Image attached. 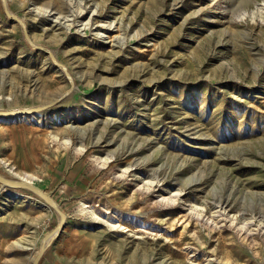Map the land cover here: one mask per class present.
I'll use <instances>...</instances> for the list:
<instances>
[{"label":"rangeland","instance_id":"rangeland-1","mask_svg":"<svg viewBox=\"0 0 264 264\" xmlns=\"http://www.w3.org/2000/svg\"><path fill=\"white\" fill-rule=\"evenodd\" d=\"M7 7L72 81L0 3V109L69 90L0 119V168L67 213L70 254L39 264H264V0ZM48 204L0 184V264H30Z\"/></svg>","mask_w":264,"mask_h":264},{"label":"water","instance_id":"water-1","mask_svg":"<svg viewBox=\"0 0 264 264\" xmlns=\"http://www.w3.org/2000/svg\"><path fill=\"white\" fill-rule=\"evenodd\" d=\"M0 3L3 7V11H4L5 15L11 19L16 20L21 25L23 34H24L27 42L32 47L45 52L47 54V56L50 58V60L52 61V63L63 72V74L65 75L67 80L70 82V84H72L71 73L69 72V70L67 69L65 64L63 62L59 61L57 59V57L55 56V54L50 49L45 48L43 45L38 44L31 39L29 32L27 31L26 24H24L23 19L21 17H19L17 14L9 11V9L7 7V0H0ZM68 92H69V90H66L65 92L59 94L58 96H56L52 100H49V101L42 103V104L32 105V106H27V107H19V108L0 109V117L8 119L10 117H13L17 113L44 111L47 108L55 105L62 98H64ZM0 175L5 176L6 178H8L9 180L12 181V183H4V182L0 181V184H4L5 186L12 187V188H22V189H25V190L33 193V194H36V195L48 200L49 202H51V204L53 205L55 210L59 213V219L57 220V222L55 223L53 228L45 234V236L42 240L41 246L39 247V249L37 250V252L35 253V255L31 259L30 264H37L38 261L43 256L45 250L48 248V246L52 243V241L59 235V233L63 229L65 222H66V219H67V213L65 212V210L62 208L60 203L57 201V199L53 195H51L48 192L40 189L35 184L30 183L25 179L19 178L15 174H13L11 172H7V171L3 170L2 168H0ZM53 231H55V232H53Z\"/></svg>","mask_w":264,"mask_h":264},{"label":"crops","instance_id":"crops-1","mask_svg":"<svg viewBox=\"0 0 264 264\" xmlns=\"http://www.w3.org/2000/svg\"><path fill=\"white\" fill-rule=\"evenodd\" d=\"M32 170H34V169H32L30 167L29 171L33 172ZM29 171H26V172H28L29 174L33 175V173H30ZM57 201H58V199H57ZM67 221H68V217H67L65 225H64L63 229L61 230V232L59 233V235L52 241V243L45 250V252H44V254L42 256L43 258L41 257L43 260L41 261V259H40L37 264H39L40 261L43 262V261H46V260H53L55 262H60V261L64 260L65 256L70 254L72 240L70 238V229L67 228L68 227L67 226ZM44 236H43V238H44ZM41 243H40V246H41Z\"/></svg>","mask_w":264,"mask_h":264},{"label":"bare ground","instance_id":"bare-ground-1","mask_svg":"<svg viewBox=\"0 0 264 264\" xmlns=\"http://www.w3.org/2000/svg\"><path fill=\"white\" fill-rule=\"evenodd\" d=\"M39 112H28V113H17L16 115H14L13 117H10L8 119L10 120H15V119H28V118H33V117H38V114ZM0 119H6V118H3V117H0ZM7 170L8 172H11L13 174H15L16 176H18L19 178H22V179H25L27 180L28 182L30 183H33L34 179L36 178L35 176L33 175H30L28 174L27 172H24L22 174L20 173H17L15 172L11 167L7 166ZM0 181L1 182H4V183H12L11 180H9L8 178H4L0 175ZM44 199V198H43ZM46 200V199H45ZM49 204L47 205L48 207L52 206L53 205L51 204V202H49L48 200H46ZM81 204V209L84 210L86 209L89 205L84 202V201H81L80 202ZM80 207V206H79ZM54 208V207H53ZM55 210V209H54ZM55 232V231H54Z\"/></svg>","mask_w":264,"mask_h":264}]
</instances>
